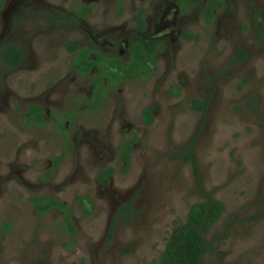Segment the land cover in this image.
Returning a JSON list of instances; mask_svg holds the SVG:
<instances>
[{
  "label": "rangeland",
  "instance_id": "obj_1",
  "mask_svg": "<svg viewBox=\"0 0 264 264\" xmlns=\"http://www.w3.org/2000/svg\"><path fill=\"white\" fill-rule=\"evenodd\" d=\"M49 1L63 9L73 4ZM234 4L221 22V35L216 21L206 25L200 11L191 16L200 40L183 45L167 64L166 83H156L165 65L150 83L127 82L114 89L101 114L83 118L69 130L70 141L53 124L40 129L23 125L33 102L58 99L60 107H52L58 114L69 108L71 93L78 94L72 75L67 77L63 49L35 52L37 61L52 62L49 76L40 69L49 62L14 72L0 64V264H150L186 221L190 206L208 199L221 201L225 212L205 234L211 251L203 264H264V41L256 29L245 26L251 10L264 17V0ZM6 26L8 21L0 18V36ZM238 47L248 58L232 66ZM27 57L30 65L32 53ZM59 80L63 82L57 84ZM177 82L184 86L183 94L170 100L168 87ZM78 87L79 92L84 88ZM193 100L205 102V111L193 110ZM150 103L158 105V112L154 125L146 127L140 112ZM130 124L139 144L125 173L119 160H109L116 159L120 132ZM78 129L87 136L77 140ZM94 139L106 141L107 156L92 144ZM189 153L196 170L186 162ZM58 156L61 165L42 181L52 168L50 160ZM107 163L116 169L112 196L105 191L109 185L99 187L95 181ZM39 194L73 207V239L60 212L38 213L30 198ZM82 195L93 200V211L78 206ZM118 202L131 203L135 217L109 226ZM6 222L11 228L2 237Z\"/></svg>",
  "mask_w": 264,
  "mask_h": 264
},
{
  "label": "flooded vegetation",
  "instance_id": "obj_2",
  "mask_svg": "<svg viewBox=\"0 0 264 264\" xmlns=\"http://www.w3.org/2000/svg\"><path fill=\"white\" fill-rule=\"evenodd\" d=\"M209 1L198 0L196 3H192L190 0H73L72 5L70 4L67 9H63L49 0H0V18L9 23V27L6 26L0 36V64L7 67L2 60V55L5 49L10 46L13 50L11 51V68H7L11 72L18 71L21 68H34L36 70V64L42 65V63L49 62L37 61L35 52L41 47L47 50L48 53L59 52L60 49H63L67 56V61L64 62L68 71L67 77L72 75V83L74 88L76 87L75 92H78V94L71 93L69 108L59 110L58 114H55L52 110V107H60L58 99L48 98L41 100L42 102H33L24 115V127L40 129L53 124L70 141L69 130L83 118L101 114L109 95L114 89L123 88L127 82L141 85L150 83L151 78L158 74L165 65L166 72L159 76L156 83H159L160 79H165L166 83L167 64L169 67L171 61H175L176 55L181 51L183 45L194 41L188 40L185 35L193 34L198 36L195 42L200 40V28L198 24L191 22V16L200 11L201 18L207 25L204 10ZM217 1L221 2L222 6L220 9L213 11V18L208 25H212L216 21L219 28L218 34L221 35L223 31V29H220L221 22L227 18V14L230 13L231 9L232 12L235 10V4L234 0H232L233 3L231 0ZM261 14L262 12L258 9L251 10L248 17L250 24L248 23L245 26L248 29L249 27L256 29V36L263 42L264 17ZM217 15H219V18H216ZM260 15L261 20H258L256 17ZM31 53L33 59H30V65H28L29 57L27 55ZM247 58L246 51L238 47L231 59L232 66L241 63L245 59L247 60ZM52 59H56L55 64H58V57ZM15 60L18 63L13 65ZM50 63L52 62L46 63L40 68L46 71V76L51 74L47 71L52 68ZM53 69L57 70L56 67ZM57 72L59 71H56V80L59 79L57 76L60 74ZM179 81H181V77ZM61 82L63 81L59 80L57 84ZM76 83H82L83 86H79L84 87L82 91L77 90ZM97 91H100V93ZM183 91L184 86L180 82L169 85V99H179ZM53 92V90L50 91V94ZM196 103H200L202 109H196ZM79 104L82 105V108L74 109V106ZM192 109L197 112H204L206 103L193 100ZM125 111L126 109H123V113ZM146 111L149 112V118L146 117ZM157 112L158 105L145 104L140 112L141 123L146 127H152L156 121ZM76 134L77 140L81 135L83 137L87 136L86 132L81 133L80 129ZM120 134L116 147V159L113 158L109 161L119 160L122 165L120 171L124 172V167L128 164L122 160L123 153L125 150H129L127 154L130 162L128 169L125 171L126 173L131 166L133 151L136 150L139 144V134L131 124L123 129ZM66 144H68L69 150L73 149V144H69V142H66ZM92 144L100 146L105 156L108 155L106 151L110 148H107L106 141L103 143L102 140L101 143L100 140L94 139ZM61 162L62 157L60 156L52 158L50 160L52 168L46 171L41 178L42 181L50 180L54 175L53 169H57ZM1 164L0 161V170ZM110 170L112 171L111 174L104 179L100 178ZM115 173L114 166L107 163L95 175V181L99 187L110 186L105 191L109 192L111 196L113 193L110 188L113 186ZM14 179L17 181L19 177H14ZM43 197L54 198L66 207L75 230L73 207L68 206L58 197L47 194L31 197L30 202L33 198ZM77 199L78 206L84 212L86 209L89 211L94 210L95 205L90 197L82 195ZM33 206L41 215H48L53 211L60 212L63 215V224L66 228V214L64 211L52 209L50 212L42 214L37 206L34 204ZM134 217V207L131 203L118 202L112 211L109 226L114 220H116L115 222L122 219L130 221ZM10 228L11 224L9 222L4 223L1 236L4 237Z\"/></svg>",
  "mask_w": 264,
  "mask_h": 264
},
{
  "label": "trees",
  "instance_id": "obj_3",
  "mask_svg": "<svg viewBox=\"0 0 264 264\" xmlns=\"http://www.w3.org/2000/svg\"><path fill=\"white\" fill-rule=\"evenodd\" d=\"M198 0H190L192 3H196ZM222 3L217 0H210L204 10L205 21L207 24L211 23L213 18V11L220 9ZM1 8V5H0ZM185 37L188 40L196 41L198 36L193 34H186ZM13 51L10 47H7L2 55L3 62L7 67L11 68V57ZM14 56V55H13ZM18 63L17 60L13 62V65ZM98 92V91H97ZM100 93V91L98 92ZM196 109H202L200 103H196ZM149 112L146 111V117L149 118ZM129 150H125L122 160L129 165ZM186 162L192 163L196 170L195 159L192 153H189ZM128 165L124 167V172L128 169ZM104 176L100 178L104 179L112 171L106 172ZM31 202L38 207L42 214L50 212L52 209H59L65 212V223L68 233L72 237L75 236V230L71 223L68 210L58 200L54 198H33ZM86 213L90 212L88 209ZM225 212L224 204L219 200L209 199L207 201H201L194 203L190 206L186 221L180 226L175 233L174 238L169 240L165 246L158 260L152 261L150 264H203V259L210 251L211 244L206 239V232L218 222Z\"/></svg>",
  "mask_w": 264,
  "mask_h": 264
}]
</instances>
